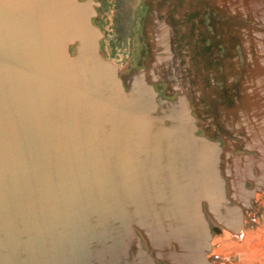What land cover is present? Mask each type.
<instances>
[{
    "label": "rangeland",
    "instance_id": "1",
    "mask_svg": "<svg viewBox=\"0 0 264 264\" xmlns=\"http://www.w3.org/2000/svg\"><path fill=\"white\" fill-rule=\"evenodd\" d=\"M33 1L0 0L18 166L0 154V264H73L70 224L85 264H264V0ZM95 115L102 169L86 170Z\"/></svg>",
    "mask_w": 264,
    "mask_h": 264
},
{
    "label": "bare ground",
    "instance_id": "2",
    "mask_svg": "<svg viewBox=\"0 0 264 264\" xmlns=\"http://www.w3.org/2000/svg\"><path fill=\"white\" fill-rule=\"evenodd\" d=\"M33 1V0H32ZM46 0H44L45 2ZM34 2V1H33ZM32 2V4H34ZM48 2V0H47ZM30 3V2H29ZM31 4V3H30ZM29 4V5H30ZM37 5V4H36ZM35 5V6H36ZM32 5H30L31 7ZM32 9V8H31ZM30 9V11H32ZM34 9V8H33ZM36 9V8H35ZM36 11V10H35ZM38 12V11H37ZM34 13V11H33ZM32 13V14H33ZM59 13V12H58ZM39 14V13H38ZM35 15H37L35 13ZM35 15H32L35 17ZM40 16V15H39ZM59 17V16H58ZM36 18V17H35ZM38 19V18H37ZM41 19V17H40ZM34 20V19H33ZM36 22V21H35ZM38 22V21H37ZM51 22V21H50ZM36 25V24H35ZM37 25H40V23H37ZM50 25V24H49ZM43 26V25H42ZM39 31H40V26H37ZM54 29V28H52ZM58 30V29H57ZM55 31V30H54ZM59 31V30H58ZM57 32V31H56ZM60 32V31H59ZM40 35V34H39ZM43 35V34H41ZM40 35V37H41ZM57 36V35H56ZM43 37V36H42ZM41 37V38H42ZM46 38V37H45ZM44 39V38H43ZM56 40V39H55ZM94 40V39H93ZM45 41V40H43ZM42 41V42H43ZM46 42V41H45ZM62 42V41H61ZM45 44V43H44ZM47 44V43H46ZM64 44V43H63ZM62 44V45H63ZM95 44V43H94ZM42 45V44H41ZM61 45V44H60ZM65 45V44H64ZM7 46H10V44H7ZM47 45H45V48H46ZM51 46V45H50ZM96 46V45H95ZM3 47V45H2ZM49 47V46H48ZM65 47V46H64ZM44 48V49H45ZM53 48V46H52ZM63 48V47H62ZM48 50V48H47ZM50 50V49H49ZM54 50V49H53ZM62 50V49H61ZM60 51V50H59ZM63 51L65 52V50L63 49ZM49 52V51H48ZM61 52V51H60ZM64 52H62L61 54H63ZM54 53H55V50H54ZM53 53V54H54ZM66 53V52H65ZM95 53V52H94ZM49 54V53H48ZM66 57V54L64 55ZM60 57V56H59ZM68 57V56H67ZM66 57V58H67ZM48 59L47 60H43V61H40L42 62L43 65H45L47 67V70L52 72L54 74V77H57V78H63L64 77V74H65V71L63 69V67L61 66V64L56 60V58L52 55L50 58L47 57ZM60 58H63L62 56ZM63 60V59H62ZM71 60V59H70ZM73 60V59H72ZM64 61H68L67 59ZM73 62V61H72ZM76 62V61H75ZM68 63V62H67ZM70 63V62H69ZM75 64V63H74ZM73 65V64H72ZM71 66V65H70ZM76 69V67H75ZM109 69V68H108ZM110 70V69H109ZM75 71V70H74ZM109 72V71H108ZM76 75V73H75ZM107 79V78H106ZM83 80V79H82ZM22 86L21 84L17 85L16 86V92L18 93L19 91L22 92V90L20 89ZM19 89V90H18ZM119 89V88H118ZM120 90V89H119ZM88 95V94H87ZM97 97V96H96ZM85 101V100H84ZM135 101V100H134ZM137 101V100H136ZM135 101V102H136ZM140 101V100H139ZM81 106V105H80ZM139 107V106H138ZM142 109V108H141ZM85 109H83L82 111H84ZM103 113V112H102ZM99 114V112H98ZM129 114V113H128ZM103 115V114H102ZM99 116V115H98ZM100 117V116H99ZM104 119V118H103ZM136 119V118H135ZM140 120V119H139ZM141 122V120H140ZM144 122V121H143ZM101 123V122H100ZM143 125V124H142ZM141 125V126H142ZM149 126V125H148ZM103 128V127H102ZM135 129V128H134ZM127 130V129H126ZM78 138L82 144V148L80 149L81 150V155L78 154L79 156V159L81 160L82 162V165L86 167V170H88V168H93V169H102L100 164H99V161H98V157H97V152L96 151V148H97V130H96V115L95 117H93L91 120H88L83 128V126H78ZM133 132V130H132ZM136 132V129L135 131ZM84 133V134H83ZM100 133V132H99ZM104 132H102L103 134ZM106 134V133H104ZM132 134V133H131ZM135 135V134H134ZM137 135V134H136ZM139 135V134H138ZM100 136V135H99ZM126 136V134H125ZM129 136L132 137V135H130L129 133ZM101 138V137H100ZM105 139V138H104ZM149 139V138H148ZM126 140V139H125ZM133 139H131L129 142H131ZM3 138L2 136L0 135V154L3 156V159L1 160L2 161V165L4 167H9L11 170H13L15 173H18V166L17 164L15 163V160H5V145L3 144ZM105 141V140H104ZM128 142V141H127ZM139 142V141H138ZM129 144V143H128ZM126 145V143H125ZM130 146L132 145L129 144ZM135 145V143H134ZM150 146V145H149ZM135 147V146H134ZM127 148V146H126ZM128 148H132V147H128ZM145 148V147H144ZM148 148V147H147ZM133 149V148H132ZM145 150V149H144ZM106 152V151H104ZM144 153V152H143ZM131 154V153H130ZM129 154V155H130ZM132 156V155H131ZM132 158V157H131ZM137 159H139L137 157ZM103 164V163H102ZM85 172V171H84ZM86 173V172H85ZM84 173V174H85ZM105 179V183H101L99 185L100 188H98L99 192L102 194V196L105 195L106 192H109L111 195L114 194V191H115V186H114V183H113V178H112V175L110 174V172L107 170L106 172V175L104 177H102ZM102 178L100 177H97L96 178V181L98 183L102 182ZM135 179V178H134ZM143 180V179H142ZM140 181V180H139ZM136 182V180H135ZM32 184V183H31ZM102 185V186H101ZM86 192L88 193V198H90L91 200V191H90V188L86 186ZM115 195V194H114ZM93 199V197H92ZM102 206L103 208L105 209L106 207H108V204L106 203L105 200H102ZM37 222L39 224V227H40V231L42 232V226H41V222H39V220L37 219ZM69 228L71 230V239H72V245H71V258H72V263L73 264H85V260H86V254H85V250L82 248L80 242H81V236H80V232L78 231L77 228H75L74 225L70 224L69 225ZM61 234H64V233H61ZM103 237L104 234H103ZM106 238V237H105ZM32 239V238H31ZM69 263V262H68Z\"/></svg>",
    "mask_w": 264,
    "mask_h": 264
}]
</instances>
